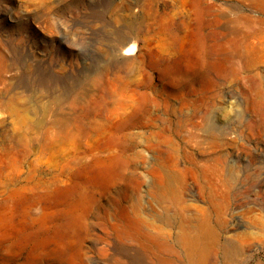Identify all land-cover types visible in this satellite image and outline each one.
<instances>
[{"label":"rangeland","instance_id":"1","mask_svg":"<svg viewBox=\"0 0 264 264\" xmlns=\"http://www.w3.org/2000/svg\"><path fill=\"white\" fill-rule=\"evenodd\" d=\"M207 216L264 264V0H0V264H199Z\"/></svg>","mask_w":264,"mask_h":264},{"label":"bare ground","instance_id":"2","mask_svg":"<svg viewBox=\"0 0 264 264\" xmlns=\"http://www.w3.org/2000/svg\"><path fill=\"white\" fill-rule=\"evenodd\" d=\"M122 47H120L121 49ZM127 50H120V54H125ZM3 84V83H2ZM11 103V102H10ZM14 104V103H13ZM166 192L172 191V187L167 185L165 187ZM165 192V191H164ZM163 192V193H164ZM168 195V194H167ZM209 217H205L199 220L194 226V233H190L187 230H182L180 240L185 250L187 251V257L191 263H195L196 258H199V264L208 257L211 251L209 238H212V232L209 225Z\"/></svg>","mask_w":264,"mask_h":264}]
</instances>
